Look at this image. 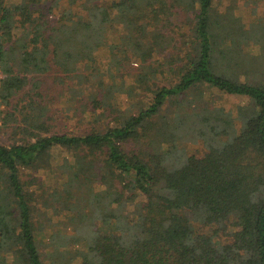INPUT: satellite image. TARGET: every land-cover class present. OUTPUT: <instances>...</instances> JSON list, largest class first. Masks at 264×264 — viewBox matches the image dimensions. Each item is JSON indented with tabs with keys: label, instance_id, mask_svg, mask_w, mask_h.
Returning <instances> with one entry per match:
<instances>
[{
	"label": "trees",
	"instance_id": "1",
	"mask_svg": "<svg viewBox=\"0 0 264 264\" xmlns=\"http://www.w3.org/2000/svg\"><path fill=\"white\" fill-rule=\"evenodd\" d=\"M194 2L195 39L168 54L174 40L156 26L170 7L159 0H0V102L10 105L30 77L54 73L68 103L90 106L94 123L54 131L32 95L7 111L0 264H264V67L235 46L254 39L264 49V23L234 25V48L217 52L215 0ZM118 25L124 31L110 42ZM133 56L135 72L125 67ZM215 57L229 64L217 71ZM166 71L175 78L158 83ZM200 84L249 103L237 115L190 111L186 94ZM118 92L136 98L128 109ZM187 138H200L205 152L190 153L180 145ZM58 149L68 152L60 162ZM47 170L57 183L45 182ZM49 208L62 217L42 238L37 219L52 221Z\"/></svg>",
	"mask_w": 264,
	"mask_h": 264
},
{
	"label": "rangeland",
	"instance_id": "2",
	"mask_svg": "<svg viewBox=\"0 0 264 264\" xmlns=\"http://www.w3.org/2000/svg\"><path fill=\"white\" fill-rule=\"evenodd\" d=\"M159 2L162 3L163 6L170 7L169 11H165L161 14V18L156 26V28L158 27L166 36L172 37L174 40L172 41L173 45L171 44V46L168 47L166 53L173 54L182 49L186 51L195 39L194 30L197 22L196 13L199 10L198 4L195 3L194 0H159ZM215 8V13L217 14L216 19L218 20V22L215 23L219 25L215 33V47H217L215 49L217 52H221L222 49L231 51L233 46L229 47L228 44L234 39V33L230 35L229 32H232L231 30H233L234 25H244V28L252 30L253 28L260 27L259 24L264 23V0H215ZM115 29L117 31L111 33L109 36L110 42L120 39V34L124 31V26L118 25L114 30ZM237 37L240 38L239 36ZM238 41H240L241 44L235 46L239 49V53L248 59L250 57V60L252 58L255 59L256 64L260 62L257 64L258 66L264 67V49H262V44L254 39L243 41L240 38ZM109 52V50L105 49L102 53H99V63L103 65L105 69L108 62H110L111 52ZM163 56V54H157L153 58L154 60H161ZM128 60L133 63H126L125 67L131 72L137 71L139 62L137 63L136 61L138 59L133 56ZM228 64L227 59L224 57L223 59L220 58V60H217L215 57L213 66L219 71L220 68L225 69V66ZM223 71L229 72L228 70ZM56 76L57 75L54 73L32 76L25 89L12 99L10 105L0 102V142L8 144L12 141L11 124L7 126L3 123L7 111L13 110L18 101H22L30 95L34 96L35 99L47 107V116L49 117L50 124H52L54 131L83 133L92 128L94 123L93 113L90 111L91 107L89 106V108L84 111L81 102L78 104H73L72 102L68 103L64 95L63 86L57 81ZM158 77V83L161 84H169L175 78L174 74L170 71H166L165 75H159ZM117 79L120 81L121 78L117 77ZM126 79L130 83L133 79L132 75H127ZM186 95L187 99L192 102V106L188 109L190 111L195 105L199 104L202 108H204L205 105L209 106V108L222 107L226 111L233 112L234 115H237L239 106L249 103V98L245 96L227 94L217 88L201 84L190 90ZM117 99L122 109H128L131 102L136 98L129 97L127 93L118 92ZM170 104L171 102L168 101L164 108V113H168V108H171ZM101 122H104V119H102ZM179 141L181 142V140H176L177 143H180ZM184 141L185 142L180 143V145L185 146L190 153L200 155L206 150L200 138L197 141H192L189 138ZM165 145H169V142H165ZM67 154L68 152L65 150H56V162L62 161ZM41 173L47 184L52 185L55 184V182L57 183L56 180H58V176L56 173L49 170L41 171ZM44 210L46 211V209ZM47 212L53 219L52 221H48V217L45 214H41L37 219L44 225V230L41 234L42 238H46L49 235L50 227L53 229L57 227L58 220L62 217L61 214L56 213L52 208H49Z\"/></svg>",
	"mask_w": 264,
	"mask_h": 264
},
{
	"label": "built area",
	"instance_id": "3",
	"mask_svg": "<svg viewBox=\"0 0 264 264\" xmlns=\"http://www.w3.org/2000/svg\"><path fill=\"white\" fill-rule=\"evenodd\" d=\"M2 77H3V72H2V64L0 61V82H1Z\"/></svg>",
	"mask_w": 264,
	"mask_h": 264
}]
</instances>
